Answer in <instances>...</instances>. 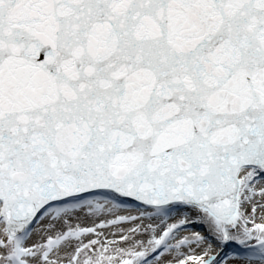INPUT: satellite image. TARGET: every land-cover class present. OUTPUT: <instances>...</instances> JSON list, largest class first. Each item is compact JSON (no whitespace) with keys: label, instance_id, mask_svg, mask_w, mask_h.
Listing matches in <instances>:
<instances>
[{"label":"snow or ice","instance_id":"obj_1","mask_svg":"<svg viewBox=\"0 0 264 264\" xmlns=\"http://www.w3.org/2000/svg\"><path fill=\"white\" fill-rule=\"evenodd\" d=\"M0 264H264V0H0Z\"/></svg>","mask_w":264,"mask_h":264}]
</instances>
